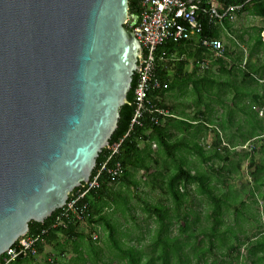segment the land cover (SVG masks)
I'll return each mask as SVG.
<instances>
[{
	"label": "trees",
	"instance_id": "16d2710c",
	"mask_svg": "<svg viewBox=\"0 0 264 264\" xmlns=\"http://www.w3.org/2000/svg\"><path fill=\"white\" fill-rule=\"evenodd\" d=\"M140 1L128 0L129 23L126 26L130 29L138 23ZM217 2L221 13L229 6H238L237 14L246 12L264 20V0ZM207 4L206 0L199 1L202 31L193 35L199 38L194 51L190 50L193 36L187 40H168L157 47L154 77L160 86L147 92L150 111L143 113L139 123L133 125L137 74L132 80L126 102L119 111V126L110 142L121 140V143L107 162L109 171L119 163L121 172L113 174L106 170L96 177L97 185L87 190L77 203L85 205L81 220L70 216L65 219V225L52 226L58 209L42 223L30 221L28 232L38 237L34 245L36 253H42L46 245H52L62 255L70 243L73 257L67 264H114L113 260L120 264H233L232 255L241 246L239 237L232 226L222 228V225L223 214L229 212L234 197L220 190L216 183H224L222 176L230 177L240 169V163L230 157L236 152L235 144L243 146L252 141L256 145L264 137V116L259 115L264 104V26H250L235 34L231 17L224 16L221 19L224 34L234 47L240 45L239 42L244 43L246 52H232L223 44V58H214L212 51L200 44V38L223 41V29L220 22L211 20L203 10L208 8ZM186 56L192 58L190 71L185 69L189 63ZM202 63L208 65L201 66ZM169 94L173 95L174 102L167 103ZM188 97L193 105L191 115L187 113L188 107L179 100ZM234 124L236 132L231 131ZM221 132L227 134L228 142L223 141ZM207 133H212L213 140L206 150L203 140ZM244 149L242 152L246 157V153L255 147L252 151ZM108 154L111 151L103 148L89 180L94 179ZM214 160L221 165L214 167ZM248 166L253 167L250 176L254 183L249 195L254 196V190H260L264 185V164L258 165L249 158ZM137 171H143L144 183L158 194L156 200L141 197ZM86 187L87 183H83L73 193L78 194ZM200 197L206 201L202 217L196 208V200ZM131 199L156 223L146 253L141 247L143 236L135 237L137 247L126 243L125 239L133 240L132 236L121 229L115 218L119 213L125 222L129 217L132 219L134 204ZM239 203L240 208L233 210L238 216L241 209H245V202ZM203 218L208 224L201 223ZM82 222L89 229L99 225L107 235L105 248L111 259L101 260L102 248L95 245L97 240L91 233L88 235L83 231ZM174 223H178V234L170 235ZM82 241L85 248L81 246ZM246 246L252 264H264V233L248 240ZM218 255L231 260L225 261ZM33 256L27 254L11 264H31Z\"/></svg>",
	"mask_w": 264,
	"mask_h": 264
},
{
	"label": "water",
	"instance_id": "95a60500",
	"mask_svg": "<svg viewBox=\"0 0 264 264\" xmlns=\"http://www.w3.org/2000/svg\"><path fill=\"white\" fill-rule=\"evenodd\" d=\"M127 17L128 0H0V254L110 144L139 69Z\"/></svg>",
	"mask_w": 264,
	"mask_h": 264
},
{
	"label": "rangeland",
	"instance_id": "374dc122",
	"mask_svg": "<svg viewBox=\"0 0 264 264\" xmlns=\"http://www.w3.org/2000/svg\"><path fill=\"white\" fill-rule=\"evenodd\" d=\"M230 20H231L232 30L234 31L235 34H238L240 31L250 26L252 27V26L264 25V21L262 19L255 18L246 13L241 15H236L235 17L233 16L232 19ZM234 33L230 32V34L233 37L237 38ZM244 37H246V35ZM222 40L224 41L225 46L229 48L230 51L232 52L239 51L241 53L242 51L246 52V45L244 43L239 42L240 45L234 47L231 44L229 37L225 34L222 37ZM186 57L188 58L189 63L186 65L185 69L187 71H190L192 67V58L188 56ZM208 63L210 64L211 61L209 60ZM208 63L205 64V66H207ZM179 100H181V102L184 103L186 107H188V109H186L187 113L191 115L193 113V105L191 102V98L190 97L180 98ZM170 102H174V99H173V95L171 97L169 94V96L167 97V103ZM216 109L218 112L220 111L218 107H216ZM231 131L233 132L237 131L235 124L231 127ZM226 135L227 134L221 132L223 141L228 142V140L226 139ZM212 140H213L212 133H207V136L203 140L206 150L208 149V145L211 143ZM235 147H236L235 148L236 152L232 153L230 157L232 158L233 161L235 162L238 161L240 163L239 171L233 172L232 176L230 177L222 176L221 178L225 181L224 183H219V182L216 183L217 187L220 190L226 192L228 196L234 197L231 199V203L234 202V204L231 205L229 212L225 211L223 214L224 225H222V228H224L225 225L232 226L234 232H236V235L239 237L241 246L239 251H236L235 255H232L233 264H244V263L252 264L253 262L252 259L247 257L246 244L248 240H253L261 233H264V185L260 188V190L253 189L254 196L249 195V189L253 188L254 182L252 177L250 176V170H253V167L250 168V166H248V160L249 158H253V160L258 165L264 164V137L261 140L257 141V144L255 145V149L252 152L246 153L247 154L246 157L243 156L244 152H242L243 148H241V146L235 144ZM152 149H155L154 144H152ZM240 150L241 152H237ZM213 164L214 167L221 165V163L217 160H214ZM135 175L136 178L139 179L140 181L139 193L141 194V197H145L151 201L156 200L158 194L156 192H152L149 186L146 183H144L143 171H137ZM194 195L195 194L193 193V196ZM241 200L245 202V209H241L242 213L240 216H238L236 215V213L233 212V210L234 207L240 208L239 202ZM131 202L134 204V210L131 212L132 219L129 217L128 220L125 222L124 218L119 216V213L115 215V218L117 221L120 222L121 229L126 230L127 234L129 236H132L133 240L125 239L126 243L137 247L135 237L138 235L143 236L141 247H143L146 253L149 251L148 244L150 243L151 240L150 235L154 232L156 223L152 219L147 218V216L137 206L136 201L131 199ZM196 203H197L196 208L202 213L201 217L204 216L203 214L206 210V201L203 198L201 199L200 197L199 199L196 200ZM235 220L237 221L236 223ZM201 223H203V225L208 224V222L205 221L204 218L202 219ZM177 226L178 223H174L171 226L170 235L178 234ZM81 227L85 233H88V235H90L91 233L92 236L93 234H96L98 236L96 238L97 242H95V245L102 248V252L100 253L101 260L111 259V255L107 252L105 248L107 235L102 231L99 225H95L92 229H89L88 226L85 225V222H82ZM81 246L84 248L86 247L83 241L81 242ZM65 249H66L65 253L61 255L59 249L55 248L52 245H46L42 253H36L33 256L32 258L33 260L31 261V264H67L70 261L71 257H73V252H71V244L68 243ZM216 251L219 253V250ZM218 257L223 258L225 261L227 259H230V257L224 255L223 256L218 255ZM191 262L194 263V260L192 259ZM113 263L120 264V262L118 263V261H114V260Z\"/></svg>",
	"mask_w": 264,
	"mask_h": 264
},
{
	"label": "built area",
	"instance_id": "2783aa9c",
	"mask_svg": "<svg viewBox=\"0 0 264 264\" xmlns=\"http://www.w3.org/2000/svg\"><path fill=\"white\" fill-rule=\"evenodd\" d=\"M205 9L211 20H220L223 16L230 14L236 6H229L219 13L213 3L208 4ZM199 5L197 2H188L187 0H141L140 16L138 23L132 27L134 36L140 43L139 69L137 71V80L134 86V104L135 109L131 118V125L139 123L143 113L150 111L149 102L146 98L150 88L159 87V81L154 77L155 52L159 45L165 41L187 40L193 35H198L202 31V23L199 20ZM264 38V34H263ZM200 44L210 49L215 58H223L224 46L217 38H200ZM205 64L202 63L201 66ZM259 115L264 116V104L259 109ZM121 140L107 146L111 151L106 159L99 165L94 179L89 180L86 189L74 194H69L68 199L57 215L54 216L52 226L65 225V219L73 216L76 220L83 218L85 205L79 206L77 203L83 197L87 190L97 185L96 177L102 171H109L107 162L113 153H116ZM255 143L249 141L241 148L252 151ZM109 172L119 174L121 172L120 164ZM83 186V184H82ZM93 239L97 238L93 234ZM38 237L31 235L28 231L17 238V240L0 254V264H11L19 257L27 254L35 255L34 245Z\"/></svg>",
	"mask_w": 264,
	"mask_h": 264
},
{
	"label": "crops",
	"instance_id": "0c3cea01",
	"mask_svg": "<svg viewBox=\"0 0 264 264\" xmlns=\"http://www.w3.org/2000/svg\"><path fill=\"white\" fill-rule=\"evenodd\" d=\"M193 1H200V0H193ZM206 1H213V3L216 5V6H218V2H217V0H206ZM244 13H246V12H241L240 14H237V12H235L234 13V17L236 16V15H241V14H244ZM246 14H248V13H246ZM250 15V14H249ZM250 16H252V15H250ZM253 17H255V18H258V19H262V18H260V17H256V16H253ZM263 20V19H262ZM231 21V20H230ZM264 21V20H263ZM222 22V21H221ZM219 25H220V27H221V29H223V31L221 32L222 34H221V37H223L224 36V32L226 33V31H225V29H224V25H223V22L222 23H219ZM264 26V25H263ZM193 39H191L190 41H191V48H190V50L191 51H194L195 50V47H196V43L195 42H199V38L197 37V36H193L192 37ZM224 39V38H223ZM192 68V67H191ZM191 70V69H190ZM205 139V138H204Z\"/></svg>",
	"mask_w": 264,
	"mask_h": 264
},
{
	"label": "bare ground",
	"instance_id": "6f19581e",
	"mask_svg": "<svg viewBox=\"0 0 264 264\" xmlns=\"http://www.w3.org/2000/svg\"><path fill=\"white\" fill-rule=\"evenodd\" d=\"M188 2H197L198 3V5H199V1H189V0H187ZM208 4L211 2L212 3V1H206ZM207 4V5H208ZM214 4V3H213ZM215 5V4H214ZM215 7H216V9H217V6L215 5ZM237 8V10L239 9V7L238 6H236ZM199 8H200V6H199ZM206 9V8H205ZM205 9H203L205 12H206V10ZM236 9H234L230 14H228L229 16L228 17H231V19H232V16L234 15V12H235V10ZM201 10H202V8H201ZM217 11L219 12V10L217 9ZM219 13H221V12H219ZM199 16V15H198ZM225 16H227V15H225ZM224 17V16H223ZM222 17V18H223ZM221 18V19H222ZM221 19L220 20H216L217 22H220L221 23ZM129 23V15H128V17H127V20H126V23H125V26H126V24H128ZM136 25V24H135ZM134 26V25H133ZM132 26V27H133ZM127 27V26H126ZM128 28V27H127ZM128 29H130V28H128ZM131 31H132V29H130ZM133 32V31H132ZM222 43L224 44V42L222 41ZM157 50V49H156ZM156 53V52H155ZM139 55H140V50H139ZM154 66H155V64H154ZM205 66V65H204ZM137 74V73H136ZM131 86V85H130ZM130 89V88H129ZM108 145H110V144H108ZM107 145V146H108ZM107 146H105L104 148H107Z\"/></svg>",
	"mask_w": 264,
	"mask_h": 264
}]
</instances>
